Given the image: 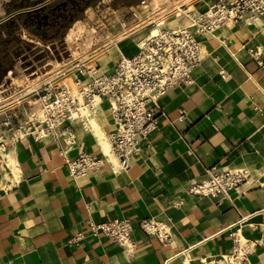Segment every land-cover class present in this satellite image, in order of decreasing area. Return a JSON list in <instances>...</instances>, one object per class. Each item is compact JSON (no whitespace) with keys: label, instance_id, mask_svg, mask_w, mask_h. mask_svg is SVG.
<instances>
[{"label":"crops","instance_id":"1","mask_svg":"<svg viewBox=\"0 0 264 264\" xmlns=\"http://www.w3.org/2000/svg\"><path fill=\"white\" fill-rule=\"evenodd\" d=\"M168 1L139 0L127 6L145 18ZM208 2L192 0V10H203ZM186 23L181 13L167 11L153 26ZM121 31L110 33L77 61L84 68H97V73L112 70L125 48L131 54L137 50L134 38L147 29L128 37ZM196 36L204 56L192 70L193 81L171 86L147 102L157 125L140 140L128 167L117 169L112 154L115 162L107 156L98 170L72 176L67 162L80 152L101 155L98 138L79 119L58 125L57 136H3L20 175L7 186L0 179V264H199L201 258L229 252L230 232L236 228L244 240L262 235L264 16ZM74 63L57 76L50 74L52 67L42 74L55 82L67 73L70 80L63 84L75 76L90 78L75 71ZM106 105L102 100L92 115L107 138L114 123ZM69 133L75 134L72 145L66 143ZM211 165L244 167L249 175L227 196L189 192V185L205 177ZM111 218L129 220L127 245L90 232L88 220ZM144 218L164 225L168 237L144 231ZM79 232V239L68 241ZM239 264H264V244L255 245Z\"/></svg>","mask_w":264,"mask_h":264},{"label":"built area","instance_id":"2","mask_svg":"<svg viewBox=\"0 0 264 264\" xmlns=\"http://www.w3.org/2000/svg\"><path fill=\"white\" fill-rule=\"evenodd\" d=\"M140 4H145V0H140ZM189 12L193 21L182 28L172 29L162 24L159 34H144L134 38L137 50L130 55H120L111 67L112 70L97 73V70L77 68L75 71L86 73L90 78L81 80L75 76L76 91L62 84L45 86L35 95L40 101L41 114L30 111L29 114L24 112L22 116H18L11 110L21 103L2 112L0 176L1 170H9L4 155L7 142L3 136L8 135L13 139L27 135H32L35 139L48 135L57 136L58 125L74 119H79L86 130L80 108L84 103H91L94 96L99 97L98 105L106 100V107L114 123V129L107 134V139L110 152L117 159V169L128 167L132 155L139 149L140 140L145 139L157 125L155 110L148 107L147 102H153L171 86L187 85L193 81L192 70L204 56L196 34L210 32L222 24L240 19L264 16V0H209L203 10ZM127 18L120 21L121 30L144 19L135 8L129 9ZM76 61L77 59L74 62ZM4 90L6 89L1 84L0 92ZM7 96L9 95L4 94L2 97ZM66 143L74 144L75 134L69 133ZM106 158L107 154L102 150L100 156L80 152L67 162L68 171L74 177L81 176L88 171L98 170ZM248 175V170L244 167L218 169L211 165L206 169V176L192 182L188 191L201 195L227 196ZM88 227L91 233H101L120 245L129 243L131 225L127 218H111L101 222L88 220ZM140 227L146 232H155L161 238L168 237L164 225L151 218L142 219ZM238 230L236 228L230 232L232 242L229 252L201 258L199 264H239L255 245L264 244V229L260 237L245 239L242 244ZM80 237L81 232L71 236L68 241L72 242Z\"/></svg>","mask_w":264,"mask_h":264},{"label":"rangeland","instance_id":"3","mask_svg":"<svg viewBox=\"0 0 264 264\" xmlns=\"http://www.w3.org/2000/svg\"><path fill=\"white\" fill-rule=\"evenodd\" d=\"M9 1L0 0V18L5 16L8 11H12L7 5ZM39 5L38 3L34 6ZM129 9L126 4L115 2V0H96L80 20H75L69 26L62 38L47 42L31 35L24 27L20 26L17 29L18 39L28 46H25V54L15 60L12 72L8 73L10 82H8L6 90L0 92V97L4 94H15L25 85L35 84L37 79H39L38 82L44 81L49 74L43 75L42 73L51 67L52 72L50 74L57 76L64 72L76 59L89 56L94 47L111 37L110 33H114L117 29L121 30L120 21L128 19ZM116 11H118L117 14ZM12 14H14V11H12ZM196 38L199 39L200 36H196ZM131 51V48L127 47L123 50V53L130 55ZM23 58H27L28 67H26ZM34 77L35 79L32 80ZM20 78L24 79V82L20 81ZM69 80V75L65 73L55 83L60 84V82ZM33 105L30 104L25 108L23 104H20L11 111H15L18 116H22L25 110H33L31 109ZM2 116L0 115V118Z\"/></svg>","mask_w":264,"mask_h":264},{"label":"bare ground","instance_id":"4","mask_svg":"<svg viewBox=\"0 0 264 264\" xmlns=\"http://www.w3.org/2000/svg\"><path fill=\"white\" fill-rule=\"evenodd\" d=\"M157 1V0H156ZM167 7L165 8H160L155 11H152L149 15H147L144 19H142L140 22L137 24L132 25L130 28L126 30H122L121 34L123 36H132L136 33H139V31H144L147 29V32L145 35H156L160 33V27L157 28V26H153L157 20L162 17L167 11H175L181 13V15L187 20L186 24L180 25V26H174L171 27L172 29H177L182 28L188 24H190L193 19L191 18L190 10L194 9L192 7V0H171L167 2ZM150 28V29H149ZM68 37V35H67ZM200 51L203 52V47L202 45H199ZM125 56V55H124ZM73 66L77 68H84L81 66V63L79 61L75 62ZM86 69V68H85ZM84 70V69H83ZM89 70H98L97 68L94 67H89ZM53 84H59L55 83L52 80H44L42 82L36 81L35 84L33 83L31 85H25L23 88H20L18 92L15 94H11L7 97H0V114L4 112L5 110L15 107L18 104H23V106L26 108V106L30 104H37L36 107L33 105L30 111H35L38 114L42 113L41 106H40V101L39 99L35 96L38 93H40L45 86H51ZM64 86H67L70 88L72 91H76V82L74 79L70 83L63 84L60 83ZM35 98V99H34ZM99 97L94 96L93 101L89 104L84 103L81 108V116L83 118L84 124L87 128H89L98 138L100 145H101V150L107 154V156L114 160L113 155L110 152V143L109 140L105 137L103 130L101 129L99 123L95 119V117L92 115V112H94L97 108ZM92 104V106H91ZM95 106V107H94ZM30 111L25 110V113H30ZM4 155L6 157L5 161L6 164L9 168V170H3L2 177H4L5 183L3 185L7 186V183L15 182L19 178V168L16 164V161L13 156L9 155V150L6 148ZM149 228H151L149 226ZM239 239L241 244L245 241L244 237L239 233Z\"/></svg>","mask_w":264,"mask_h":264},{"label":"trees","instance_id":"5","mask_svg":"<svg viewBox=\"0 0 264 264\" xmlns=\"http://www.w3.org/2000/svg\"><path fill=\"white\" fill-rule=\"evenodd\" d=\"M96 0H10L7 5L14 11L6 20L0 22V28L11 31L24 27L31 35L42 41L62 38L69 26L81 19L84 10ZM126 5L137 4L139 0H115ZM41 4L34 8L35 4ZM21 10V11H18ZM49 16L50 22L45 19ZM54 18V19H53ZM53 19V21H52ZM25 45L18 40V47Z\"/></svg>","mask_w":264,"mask_h":264},{"label":"flooded vegetation","instance_id":"6","mask_svg":"<svg viewBox=\"0 0 264 264\" xmlns=\"http://www.w3.org/2000/svg\"><path fill=\"white\" fill-rule=\"evenodd\" d=\"M45 19H47L49 22L51 21L49 20V16L47 18L45 17ZM9 29L10 30L7 31V29L0 28V86L2 84L4 89H6L8 82H10L8 73L12 72L15 60L19 56L25 54V46H28L25 44L19 48L17 30L14 29L11 31V27ZM26 59L23 58V60L26 62V65H28V61Z\"/></svg>","mask_w":264,"mask_h":264},{"label":"water","instance_id":"7","mask_svg":"<svg viewBox=\"0 0 264 264\" xmlns=\"http://www.w3.org/2000/svg\"><path fill=\"white\" fill-rule=\"evenodd\" d=\"M39 6H41V4H40ZM39 6H34L33 9H34V8L36 9V8H38ZM18 11H21V10H18ZM9 15H10V14H9ZM11 15H12V14H11ZM6 17L8 18L9 16L7 15V16H5V17H2V18L0 19V22L3 21V20H5Z\"/></svg>","mask_w":264,"mask_h":264}]
</instances>
